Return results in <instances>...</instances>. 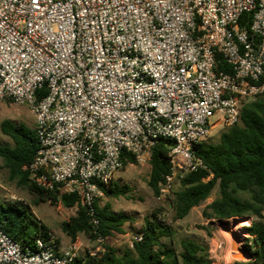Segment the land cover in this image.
Instances as JSON below:
<instances>
[{
	"label": "built area",
	"instance_id": "1",
	"mask_svg": "<svg viewBox=\"0 0 264 264\" xmlns=\"http://www.w3.org/2000/svg\"><path fill=\"white\" fill-rule=\"evenodd\" d=\"M263 73L264 0H0V101L29 107L39 138L28 178L76 194L95 227L128 155L145 164L169 142L160 199L207 168L195 145L240 121ZM79 252L53 237L25 247L0 228V264H68Z\"/></svg>",
	"mask_w": 264,
	"mask_h": 264
},
{
	"label": "trees",
	"instance_id": "2",
	"mask_svg": "<svg viewBox=\"0 0 264 264\" xmlns=\"http://www.w3.org/2000/svg\"><path fill=\"white\" fill-rule=\"evenodd\" d=\"M249 20L250 14H243L242 23ZM220 68L231 70L225 63L220 64ZM257 83H264V73ZM0 128L13 142L12 145L0 143V156L4 159L10 177L18 178L20 184L38 194L41 200L52 203L60 201L70 208L76 206V194L58 195L29 180L25 165L34 159L39 149L35 127L4 119ZM194 149L207 168L189 172L181 178L180 188L173 192L175 217H186L193 207L208 199L213 188L218 185L219 195L202 210L204 218L256 217L257 220L245 226L249 233L245 238V250L252 259L236 264H261L264 262V92L243 106L240 121L224 127L217 142L202 141ZM168 151L169 142L160 141L153 148L149 161L148 184L157 195L159 181L171 169ZM127 159L122 169H125L128 161H134L131 155ZM103 189L106 196H119L124 192L115 181L103 186ZM240 193H246L247 196L243 197ZM95 215L99 220L97 227L89 221L87 209L79 205L76 213L62 223V229L72 240L82 232L93 238L99 232L107 238L114 232L122 231L127 220L123 213L111 211L109 203L100 206L97 202ZM0 228L25 247H33L37 238L47 240L52 237L50 228L20 200L9 203L0 200ZM137 234L142 239L133 240L132 246L125 248L122 254L104 242V252L91 255L87 251L68 264H213L207 247L191 238L181 240V251L173 246H163L160 238L172 236L173 231L156 220L146 219Z\"/></svg>",
	"mask_w": 264,
	"mask_h": 264
},
{
	"label": "rangeland",
	"instance_id": "3",
	"mask_svg": "<svg viewBox=\"0 0 264 264\" xmlns=\"http://www.w3.org/2000/svg\"><path fill=\"white\" fill-rule=\"evenodd\" d=\"M4 119L14 122H24L35 127V118L29 107L18 105L8 101H0V124ZM215 119V118H214ZM224 127L214 129L204 140L217 142L220 132ZM0 143L12 145L10 137L2 133L0 128ZM150 163L128 164L116 174L115 182L124 190L119 196H104L99 204H110L111 211L123 213L127 220L122 226V231L114 232L104 242L113 247L117 253L122 254L125 248L132 246L134 236L142 230L146 219L156 220L163 226H168L172 236H163L160 243L163 246H173L181 251V240L191 238L207 247L208 255L213 264H236V262H248L252 257L245 250V238L249 233L245 226L257 220L256 217H232L229 219H206L202 214L204 206L219 195L216 185L208 199L191 209L190 213L182 218L175 217L173 194L170 197L160 199L149 186ZM176 190L180 188V182L176 184ZM240 195L247 196L246 193ZM0 200L6 203L14 200L24 201L41 221L49 228L52 237L58 246L63 247L71 243L80 244V255L85 254L91 248L104 247L103 243L86 233H79L75 240L65 233L62 223L76 213V207H66L60 201L52 203L41 200L38 194L29 190L26 185L20 184L18 178H11L4 159L0 156ZM239 218L245 222L240 224ZM235 225V227H231ZM224 232V233H223ZM58 241V242H57ZM245 251L241 254L238 249ZM235 253V254H234Z\"/></svg>",
	"mask_w": 264,
	"mask_h": 264
},
{
	"label": "bare ground",
	"instance_id": "4",
	"mask_svg": "<svg viewBox=\"0 0 264 264\" xmlns=\"http://www.w3.org/2000/svg\"><path fill=\"white\" fill-rule=\"evenodd\" d=\"M238 220H240V224H242L243 222H245L244 220V218H239ZM232 227H235V225H231V227L229 228V229H231ZM224 233V232H223ZM235 254V253H234Z\"/></svg>",
	"mask_w": 264,
	"mask_h": 264
},
{
	"label": "water",
	"instance_id": "5",
	"mask_svg": "<svg viewBox=\"0 0 264 264\" xmlns=\"http://www.w3.org/2000/svg\"><path fill=\"white\" fill-rule=\"evenodd\" d=\"M238 249V248H237ZM238 251L241 253V254H245V253H243V252H245V251H241L240 249H238Z\"/></svg>",
	"mask_w": 264,
	"mask_h": 264
}]
</instances>
